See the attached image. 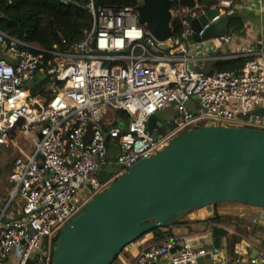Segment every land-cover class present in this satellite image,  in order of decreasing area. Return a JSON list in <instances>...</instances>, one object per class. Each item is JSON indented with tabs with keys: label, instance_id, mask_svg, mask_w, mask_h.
Listing matches in <instances>:
<instances>
[{
	"label": "built area",
	"instance_id": "built-area-1",
	"mask_svg": "<svg viewBox=\"0 0 264 264\" xmlns=\"http://www.w3.org/2000/svg\"><path fill=\"white\" fill-rule=\"evenodd\" d=\"M86 1L92 26L74 44L63 40L46 50L0 30L6 54L0 59V146L14 153L11 190L5 203L0 198V264H52L63 228L109 184L159 154L192 124L264 130V117L255 114L264 109L262 38L255 47L227 54L222 50L233 42V32L203 39L212 24L244 7L264 14V0H219L210 8L198 0L194 7L178 3L170 10L172 35L164 43L139 21L144 0L131 7ZM208 10L217 15L202 27L197 42L192 22ZM237 59L245 60L239 70L207 72L208 65ZM170 109L174 128L155 141L148 122ZM111 147L121 170L102 183L99 174ZM87 185L93 192L82 198ZM247 207L240 219L264 222V208ZM189 213L182 223H208L217 214L213 206ZM188 238L142 241L135 264H198L208 255L205 264H243L250 255L240 243L230 260L213 243L191 248ZM246 264H264V249Z\"/></svg>",
	"mask_w": 264,
	"mask_h": 264
},
{
	"label": "water",
	"instance_id": "water-1",
	"mask_svg": "<svg viewBox=\"0 0 264 264\" xmlns=\"http://www.w3.org/2000/svg\"><path fill=\"white\" fill-rule=\"evenodd\" d=\"M178 3L195 6V0H144L138 8L140 23L159 42L172 35L170 10ZM216 15L215 10H208L192 22L195 41L201 40L198 33ZM237 17H222L207 29L203 39L226 33L228 22ZM162 48L166 46L162 44ZM255 114L264 117V109ZM148 128L157 141L161 131L172 130L174 124L153 116ZM120 170L116 159H109L99 179L106 183ZM89 192H93L91 185L81 197ZM224 203L264 208V130L203 125L173 139L159 154L140 160L109 184L63 228L52 264H114L127 246L151 231L169 228L193 210ZM216 218L212 216L211 222L203 224L204 232L188 238L191 248L209 243L221 247L220 240L231 231ZM209 259V255L202 257L198 264Z\"/></svg>",
	"mask_w": 264,
	"mask_h": 264
},
{
	"label": "trees",
	"instance_id": "trees-1",
	"mask_svg": "<svg viewBox=\"0 0 264 264\" xmlns=\"http://www.w3.org/2000/svg\"><path fill=\"white\" fill-rule=\"evenodd\" d=\"M75 1L76 4L65 3L64 0H0V30L46 50L62 44L63 40L74 44L83 39V30L91 27L93 21L91 13L86 8L87 1ZM95 1L103 7H131L135 5L134 0ZM218 1L198 0V3L203 7L210 8ZM177 30L180 31L181 26H178ZM244 64V59L219 61L210 65L212 68L210 73L239 70ZM215 216L217 217L216 221H219L220 217L217 214ZM180 224L176 221L173 225L179 226ZM148 234L153 235L154 240L172 236L170 232H163L162 229H155ZM227 240L228 251L233 254L239 239L237 236L231 235Z\"/></svg>",
	"mask_w": 264,
	"mask_h": 264
},
{
	"label": "crops",
	"instance_id": "crops-1",
	"mask_svg": "<svg viewBox=\"0 0 264 264\" xmlns=\"http://www.w3.org/2000/svg\"><path fill=\"white\" fill-rule=\"evenodd\" d=\"M250 1L253 0H246V2ZM241 7L242 5L239 4V8ZM238 17L242 19L244 18V23H242L239 33L234 34L233 42L229 46L223 48V53H232L241 47H255L256 41L260 38H262V40L264 41V14H260L244 7L238 11ZM202 45L206 47L207 44L203 43ZM199 47L201 46H198V48ZM0 58L6 59V54L1 49ZM209 67L210 65H208L206 68L207 72L209 71ZM170 113H168L167 115L169 118L166 116L161 117L158 115H156V117L159 120H162L164 123H171L175 112L173 109H170ZM7 151L8 150L6 149V152ZM213 209L220 217L222 225L231 231V235L237 236L240 243L246 244L248 246L250 255L247 257L243 264L247 263L249 257L258 255L259 251L264 249V222L259 224H252L250 221L243 220L238 217V214L240 212L247 211L249 209L246 205L224 203L213 206ZM188 228V224H184L181 222L179 226L173 225L169 228H163L162 231L170 232L171 234L174 233L172 234V236H186L189 238L195 236L196 234H191ZM228 237L222 238L220 240L221 247L215 249H218L220 253H223L222 256L229 255L230 260H232L234 253L230 254L228 251ZM152 240H154L153 235L148 234L142 237V239L127 246L122 252L123 255H121V258L124 259V264H135L140 251L138 244L142 241H147V244H150L155 241ZM224 252L227 254H225ZM222 256L220 258H222Z\"/></svg>",
	"mask_w": 264,
	"mask_h": 264
},
{
	"label": "rangeland",
	"instance_id": "rangeland-1",
	"mask_svg": "<svg viewBox=\"0 0 264 264\" xmlns=\"http://www.w3.org/2000/svg\"><path fill=\"white\" fill-rule=\"evenodd\" d=\"M241 23H244V18L243 19L238 18V19L230 20L227 24L228 30L233 32L234 34H238L240 31ZM210 72H212L211 67H209L208 73H210ZM168 113H170V110L158 113L157 115L161 116V117L162 116L168 117L167 116ZM239 118L244 120L243 116H239ZM202 125H203L202 121H199V122L192 124L190 126V128L184 134H186L189 131H192L194 129H197V128L201 127ZM166 133H167L166 129L161 131V134L165 135ZM7 150L8 151L6 152V149L4 147L0 146V198L4 201V203L9 196V191L11 190V186L8 184V177H9V174L11 172L12 162H13V158H14L13 151L11 149H7ZM108 158L117 160V152L112 147L108 151ZM105 190H106V188L103 189L97 196H99ZM14 208H15V205L13 206V209ZM187 216H190V213L179 218L177 221L179 223H181L185 218H187ZM216 222L222 224L220 220L216 221ZM202 224L203 223H199V222L198 223L197 222H190L188 224L189 225V228H188L189 232L191 234H194V235L201 233V232H204L205 229L202 228ZM175 226H177V225H175ZM170 231H172V230H170ZM172 234H174V233H172ZM152 241H154V240H152ZM155 241H157V240H155ZM238 243L240 244V242H238ZM114 264H119V259Z\"/></svg>",
	"mask_w": 264,
	"mask_h": 264
}]
</instances>
